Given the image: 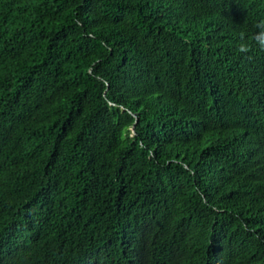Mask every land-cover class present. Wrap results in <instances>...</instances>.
I'll return each instance as SVG.
<instances>
[{
  "label": "trees",
  "instance_id": "trees-1",
  "mask_svg": "<svg viewBox=\"0 0 264 264\" xmlns=\"http://www.w3.org/2000/svg\"><path fill=\"white\" fill-rule=\"evenodd\" d=\"M261 24L264 0H0V264H264Z\"/></svg>",
  "mask_w": 264,
  "mask_h": 264
},
{
  "label": "clouds",
  "instance_id": "clouds-1",
  "mask_svg": "<svg viewBox=\"0 0 264 264\" xmlns=\"http://www.w3.org/2000/svg\"><path fill=\"white\" fill-rule=\"evenodd\" d=\"M260 29L259 32L255 34L253 37L256 45L258 46L259 50L264 51V24L257 25ZM250 50V46L244 42V34H241V43L239 44L238 51L240 53H247Z\"/></svg>",
  "mask_w": 264,
  "mask_h": 264
}]
</instances>
